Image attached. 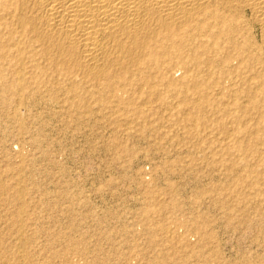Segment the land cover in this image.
Instances as JSON below:
<instances>
[{
  "label": "rangeland",
  "instance_id": "374dc122",
  "mask_svg": "<svg viewBox=\"0 0 264 264\" xmlns=\"http://www.w3.org/2000/svg\"><path fill=\"white\" fill-rule=\"evenodd\" d=\"M232 67L114 96L89 82L22 95L2 67L0 171L34 245L54 264H264V95Z\"/></svg>",
  "mask_w": 264,
  "mask_h": 264
},
{
  "label": "bare ground",
  "instance_id": "6f19581e",
  "mask_svg": "<svg viewBox=\"0 0 264 264\" xmlns=\"http://www.w3.org/2000/svg\"><path fill=\"white\" fill-rule=\"evenodd\" d=\"M2 60L8 85H22L14 88L22 95L55 96L56 87L67 83L70 92H77L88 82L104 86L97 90L101 96L126 91L134 82L147 83L151 91L153 82H179L172 69L187 68L188 74L203 66L254 72L259 86L249 93L264 95V73L257 69L264 68V0H0ZM193 89L199 92L198 86ZM1 171L0 264H54L52 246L45 254L34 245L33 224L25 222L29 203L24 191L14 182V187L7 185Z\"/></svg>",
  "mask_w": 264,
  "mask_h": 264
}]
</instances>
